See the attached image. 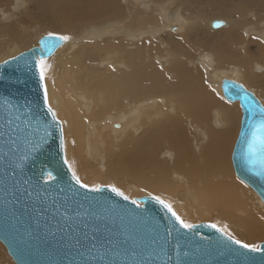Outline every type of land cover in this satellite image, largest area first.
Instances as JSON below:
<instances>
[{
	"label": "bare ground",
	"instance_id": "obj_1",
	"mask_svg": "<svg viewBox=\"0 0 264 264\" xmlns=\"http://www.w3.org/2000/svg\"><path fill=\"white\" fill-rule=\"evenodd\" d=\"M38 29L71 37L44 80L71 174L240 240L264 235L263 202L229 162L241 107L222 90L235 82L264 105V0H0V63Z\"/></svg>",
	"mask_w": 264,
	"mask_h": 264
},
{
	"label": "water",
	"instance_id": "obj_2",
	"mask_svg": "<svg viewBox=\"0 0 264 264\" xmlns=\"http://www.w3.org/2000/svg\"><path fill=\"white\" fill-rule=\"evenodd\" d=\"M59 44L44 35L37 46L0 63V241L13 261L264 264V251L235 244L208 222L183 228L153 197L141 198V205L111 187L94 190L76 183L63 161L61 126L44 103L45 84L36 67V60L51 56ZM222 90L242 110L231 154L234 172L264 203L263 105L235 82L223 81ZM7 119L22 131L9 133ZM11 135L18 136L17 145L8 142Z\"/></svg>",
	"mask_w": 264,
	"mask_h": 264
},
{
	"label": "snow or ice",
	"instance_id": "obj_3",
	"mask_svg": "<svg viewBox=\"0 0 264 264\" xmlns=\"http://www.w3.org/2000/svg\"><path fill=\"white\" fill-rule=\"evenodd\" d=\"M48 37H55L57 38L58 41H68L69 39H71L70 36L68 35H62L60 33L57 32H48L47 33ZM12 59H16L15 57H12ZM6 63V61H5ZM36 67L38 69L39 72V78H40V82L43 85L44 84V80H45V73L46 70L50 67V65L47 63L46 59L42 56L39 59L36 60ZM241 87H243V85H241ZM5 103H7V101H5ZM44 103L46 105H48V112L52 114V118L53 120L57 119V114L56 112L53 110V108L51 107L50 104H48V92H47V88L45 86L44 88ZM261 112L262 114H264V106H262L261 108ZM13 125V120L12 119H7L5 122V126L8 129L9 133H18L20 131H22V129L19 128V125H17L15 128L12 127ZM260 131L262 133H264V119L261 120L260 122ZM9 143H11V145H17L18 143V136L16 138H13V136L11 135L9 137L8 140ZM260 144L262 146H264V136L260 137ZM61 147H63V140H61ZM254 149L250 146V151H253ZM25 157H21V159H23ZM65 162L67 163V160H65ZM262 165H264V160L261 161ZM72 165L69 164V168H71ZM49 179H51V173H49L48 176ZM72 178L76 181L77 184H80L81 187L84 188H88L89 185L84 184L81 182L79 176L76 174L75 170L72 171ZM241 183H244V181H241ZM94 190H98L101 186L100 185H93L92 186ZM110 187L112 188V191L115 192L117 195H121L123 196L124 193L117 187H115L114 185H110ZM125 199H128L127 196L124 197ZM155 200H157V202H159L160 204H162L165 208L168 209V211L172 212V215L176 218V220L180 223V225L183 228L186 229H191L193 227V225L191 223H188L186 221H184L175 211H173L172 209V205L168 202H166L165 200L161 199V197L159 196H155L154 197ZM133 203H138V201H133ZM211 227L217 228L216 224H212ZM218 231H220L223 235H225L226 237H228L229 240L233 241L235 244L240 245L241 247L245 248V249H250L251 251H264V248H262L259 244H255V243H246L240 239H237L232 233L231 231L228 229L227 225L223 226V227H219L217 229Z\"/></svg>",
	"mask_w": 264,
	"mask_h": 264
},
{
	"label": "rangeland",
	"instance_id": "obj_4",
	"mask_svg": "<svg viewBox=\"0 0 264 264\" xmlns=\"http://www.w3.org/2000/svg\"><path fill=\"white\" fill-rule=\"evenodd\" d=\"M24 7V6H23ZM22 7V8H23ZM216 19H218V20H221L220 19V17L218 16V15H214V14H209V19H208V22H207V27H208V29L209 30H212V31H222L225 27H222V28H213L212 26H211V24H210V21L211 20H216ZM222 21V20H221ZM206 25H205V22L202 24V26H201V28H204ZM48 31H46V30H41V29H38V31L36 32V34H35V39H32L33 41H31L30 40V42L31 43H20V44H17V46H16V48H20L21 50L23 49L24 51H26V50H28L27 48H33V47H35V46H37L38 44H36L35 45V43L38 41L37 40V38H39V37H41V36H43V35H45V33H47ZM37 35V36H36ZM39 36V37H38ZM33 37V38H34ZM35 41V42H34ZM38 43V42H37ZM15 48V49H16ZM29 48V49H30ZM23 50H22V52H23ZM12 51L10 50H8L6 53H4L5 55L7 54V58H12V56L10 55V53H11ZM6 58V59H7ZM48 63V62H47ZM225 98V97H224ZM226 99V98H225ZM263 105V104H262ZM264 106V105H263ZM241 118H242V110L240 109V113H239V125H240V121H241ZM240 127V126H239ZM239 130V129H238ZM236 141V140H235ZM235 141H234V143H235ZM234 146V145H233ZM233 150V149H232ZM231 153H232V151H231ZM229 162H230V166H231V168H232V166L233 165H231V154H230V156H229ZM201 162L202 163H205V164H211L212 165V160L210 161V160H205V159H201ZM235 178L236 179H238L239 181H242L241 179H239V178H237V176L235 175ZM82 182V181H81ZM83 183V182H82ZM245 183V182H244ZM85 184V183H84ZM103 186L102 187H110V184L109 183H103L102 184ZM245 185V184H244ZM246 187H248L247 185H245ZM249 188V187H248ZM250 189V188H249ZM251 190V189H250ZM252 191V190H251ZM254 193H255V191H254ZM140 195V194H139ZM138 195V196H139ZM145 195V194H144ZM143 197H153L154 198V196H143ZM142 197V198H143ZM256 198H259L257 195H256ZM130 199V198H129ZM260 203H261V201H260ZM141 205H142V202L140 203ZM262 205H264L263 203H261ZM264 207V206H263ZM173 209V208H172ZM173 211H175L174 209H173ZM177 213V212H176ZM179 215V214H178ZM180 216V215H179ZM181 217V216H180ZM214 221L215 220H213V221H203V222H211V224H214ZM193 222V223H192ZM191 222V224L193 225V226H195V225H197V224H199V223H202V221H199V220H197V222H195L194 223V221H192ZM235 237H237L238 238V236H235ZM264 235H262L261 237H259V239L258 238H253V239H245L246 241H248L250 244H252V243H255V244H261L262 242H264ZM239 239V238H238ZM257 239V240H256ZM242 240V239H241ZM245 240H242V241H244V242H246ZM252 241V242H251ZM247 243V242H246ZM0 247L8 254V252H7V249H6V247L2 244V242L0 241ZM0 255H2V254H0ZM8 256L9 257H11L9 254H8ZM4 257V256H3ZM11 260H12V264H16L14 261H13V259L11 258Z\"/></svg>",
	"mask_w": 264,
	"mask_h": 264
}]
</instances>
